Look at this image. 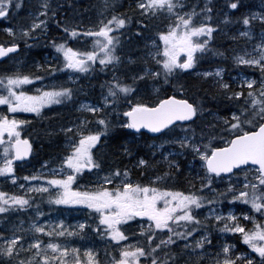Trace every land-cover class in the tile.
I'll return each mask as SVG.
<instances>
[{
  "label": "snow or ice",
  "instance_id": "1",
  "mask_svg": "<svg viewBox=\"0 0 264 264\" xmlns=\"http://www.w3.org/2000/svg\"><path fill=\"white\" fill-rule=\"evenodd\" d=\"M20 7L14 0H0V18L7 19L13 9ZM104 7H109L108 0ZM227 7L239 12L243 0H227ZM60 8L59 4L53 7L50 0H38L30 24L3 29L12 40L6 45L0 43V59L17 53L20 40L27 45L29 39H38V34L46 35L50 22L54 21L64 36L59 42L51 41L57 54L54 59L59 62L47 69L53 82L42 84L37 94L30 95L23 86L43 81V76L18 71L0 75V106H6L7 113L39 116L46 107L75 103L74 96L84 91L83 86H76L77 82L89 79V73L107 71L111 79L101 84L99 101L79 103L76 120L60 126L65 152L59 169L22 177L28 186L17 185L21 178L14 167V162L23 163L32 154V142L22 138L20 131L27 121L0 113V177L23 190V194L0 190V222L11 225L0 228V264H98L92 249L85 248L81 254L79 248L58 240L87 235V230L108 237L119 250L110 264H264V30L251 52L245 50L232 57L236 65L258 70L259 79L238 74L227 81L224 69L217 67L196 73L202 80L210 79L213 88L211 93L205 89L202 98L190 102L188 98L165 95L148 103L140 92L149 80L159 83L163 79L169 84L177 73L194 70L197 61L210 50L218 31V26L209 23L213 11L210 0L199 13L194 9L185 11L182 0H135L139 17L135 23L141 26L137 36L146 30V20L163 17L165 25L156 32L159 43L150 38L151 44L146 43L139 54H117L123 48L121 38L127 26L133 23L132 16L113 12L110 18L102 15L91 27L73 26L58 19ZM197 16L202 17L199 23L194 20ZM238 19L246 28L239 32L241 37L252 38L254 21L264 29V11L241 13ZM224 23H229L227 14ZM70 40L82 47L69 46ZM58 72L67 76L65 82H57ZM155 91L159 93L160 89ZM221 98L227 105L226 115L216 116V123L207 125L212 129L207 135L203 130L200 137L194 132L189 135V123H195L194 118L203 114L205 104L220 102ZM113 113L115 119L111 118ZM208 114L214 115L211 109ZM116 128L130 130L132 135L158 134L156 138H163V142L155 145L156 149H163L165 144L178 146V151L159 153L170 171L144 183L134 182L127 167L106 168L97 153ZM177 128L184 134H177ZM120 147L132 155L130 147ZM187 155L199 161L200 170L187 181V190L168 186L165 178L181 170L176 158ZM156 156L153 151L152 159ZM149 165L150 161L141 157L136 167ZM41 167L46 168L47 162ZM85 176L94 179L82 184ZM33 192L48 194L49 205L77 212L87 210L85 221L78 222L71 231L63 219L49 216L40 222L46 214L38 205L33 206L29 195ZM225 201L226 213L220 210ZM236 205L250 206L249 211L242 210L238 216L232 210ZM205 206L207 214L196 211ZM29 209L34 217L27 229L9 219ZM241 217L252 227L246 228ZM209 218L215 222L217 232L239 234L250 252H238L234 244H213L215 237L204 223ZM89 219L91 223H87ZM29 233L30 239L26 240ZM210 248L215 252H209Z\"/></svg>",
  "mask_w": 264,
  "mask_h": 264
},
{
  "label": "rangeland",
  "instance_id": "2",
  "mask_svg": "<svg viewBox=\"0 0 264 264\" xmlns=\"http://www.w3.org/2000/svg\"><path fill=\"white\" fill-rule=\"evenodd\" d=\"M54 0H50L52 2ZM16 3H20L21 7L17 10L21 9V13L15 14L14 22H7V26L0 25V31H3L6 27H14L20 28L22 26H27L31 23V13L36 10V6L38 0H14ZM118 3V4H115ZM122 0H109V7L105 9L104 3L105 0H95L96 8L93 6L91 10L87 7L82 9L75 15H69L65 19V21L73 26L83 25L84 27H91L94 23H96L99 19L103 16H107L110 18L113 12L115 13H125V11L118 10V7L121 5ZM182 3L185 5V11H191L194 8L189 4L188 0H182ZM207 3V2H206ZM127 6H131L132 13L128 14L129 16L133 17V23L127 26V31H125L124 35L122 36L123 48L117 53L118 55L122 53L132 52L134 54L142 53L145 48V44H151L150 38H156L157 42L158 37H156V32L158 29L164 28L165 25L162 22L163 17H158L152 19L150 21H145L147 27L150 25L152 28V32L148 33L143 31L140 36L136 35V32L140 29V25L135 23V20L139 17L135 14V0H127ZM204 6V4H203ZM56 7V6H53ZM15 10V9H13ZM12 10V11H13ZM88 10V11H87ZM196 11V10H195ZM232 10L228 7L223 8L217 12V15H220L219 18L215 20V15H212L211 21L214 26H218V31L214 34V39L210 42L209 51L199 60H204L206 62V66L203 68H197L195 66L194 70H190L192 75H196V73L203 72V71H214L217 67L224 69V79L227 81H231L232 77L238 76V74L247 76L249 78L259 79L260 74H251L250 72L242 69V67H246L244 65H236L234 60L232 59L235 55H242L245 50L251 52L254 44L258 42L259 36L261 31H257V23L259 21H254L251 25V34L252 38L249 39L247 37L239 36V32L245 31L246 28L242 24V22L238 19L241 16V13H250V12H261L264 11V0H255L252 1L251 4H247L235 17H231L230 14ZM197 12V11H196ZM83 15H82V14ZM199 13V12H197ZM87 14V15H86ZM225 14H227L229 20V27L223 28ZM234 15V14H233ZM8 19V18H7ZM7 19L0 18V22H3ZM202 17H194L196 23L200 22ZM221 23L222 25H220ZM166 30V29H165ZM123 31V30H122ZM4 32V31H3ZM48 32V30H47ZM5 33V32H4ZM7 35V33H5ZM8 36V35H7ZM41 35L38 34V37ZM236 37L232 39V37ZM12 37L8 36L7 42H10ZM32 40V39H29ZM27 42V45L29 43ZM51 42V41H50ZM19 43H24L22 40ZM216 45H224V48L218 50L215 49ZM25 45V43H24ZM88 45H91V40L88 41ZM74 47H82V45L76 41L75 44L71 45ZM162 47V45H161ZM214 52H221L223 55H216ZM30 50L25 48L24 52H20L14 54L4 61L0 62V75H4L11 72H22L25 74L31 73L32 75H40L44 77L43 81H34L33 84L23 86V90L27 91L30 95H35L36 89L40 88L42 84H48L53 82L48 75L47 69L49 65L58 66V61L54 59L56 57V53L54 48L51 46L45 50L42 54V61H35L34 57H30L29 54ZM198 60V61H199ZM197 61V62H198ZM217 63V64H216ZM40 65L41 67H37ZM197 65V64H196ZM129 67H133L130 65ZM180 74L177 73L176 76ZM56 77L58 78L57 82H65L67 80V76L64 73L58 72L56 73ZM111 79V74L107 71L89 73V79L82 80L77 82V87H84V91L80 92L78 95L74 96V102H68L64 105H52L50 107H46L41 110V115L37 116L35 113H25V112H17V113H7L6 106H0V113H4L9 115L10 118H15L18 120H25L27 121L26 124L20 126L21 137L22 138H29L32 142L33 149L31 156L23 163L21 162H14V167L16 169L15 174L17 177L21 178L18 179L17 185L19 183H25L28 186V182L23 181L22 177L27 175H33L43 172L44 174H48L51 169H59L60 164V157L65 152V137L62 132H60L61 125H67L70 121L76 120V118L80 115L79 112L76 111L79 103L81 102H89L94 103L100 100V93L102 91L101 84L105 81ZM205 84L211 85V80H202ZM167 84L163 83V79L159 83H155L151 80L147 82L146 86L141 87L140 95L146 102H154L158 98H160L159 93L162 90L163 86ZM68 86H72L70 83ZM159 88L160 92L157 93L155 89ZM182 89V90H181ZM191 87L189 90L187 88H175V92L178 95H185L186 91L192 90ZM186 90V91H185ZM103 91H106L104 89ZM178 97V96H177ZM214 115H209L208 110H205L203 114H201L198 118H195V123H189V135H192L193 132L195 133L196 137H200L202 130L205 135L212 131L211 128H208L207 125L210 123H216V116H224L226 115L223 111L212 110ZM112 119H115V114L113 113ZM44 120H50L49 124H46L43 127H39L40 122ZM32 122H37L36 128H30V124ZM50 125V126H48ZM118 129V131L116 130ZM113 130L111 134L116 135V133H121L117 135V144L119 147L112 146L111 140L113 137H109L104 143L106 146L100 149V152L97 153L104 162L105 167H119L123 170L125 167L129 169L130 178L135 181H140L147 183L150 179L154 178L156 175H163L170 171L166 162L163 161L162 157L159 156L160 151H178V146L168 145L165 144L163 149H156L154 148L155 145H159L163 142V138L157 139L156 136L152 137L148 134L143 136L139 135H132L130 134V130L127 129H119L116 128ZM218 131V129H217ZM176 133L179 135H183L184 133L181 131L180 128L176 129ZM54 135L56 138H53L54 141H57V144H53L56 148V152L53 154H47L43 149L44 146V138ZM121 145H126L131 148L132 155H127L123 152V149L120 147ZM153 151L157 153L156 160L152 159ZM46 153V154H45ZM45 157L43 158V155ZM143 157L146 160L150 161V165L147 168L141 169L136 167L138 160ZM172 157H170L171 159ZM181 165V170L179 174H175L172 177H166L167 185L176 189L187 190L189 187L188 180L195 177L196 172L199 169V161L193 160L191 155L181 156L176 158ZM159 161V162H157ZM47 162V167L42 168L41 166ZM17 168H19L20 173L17 174ZM141 171L144 172V175H141ZM90 178L85 176L81 183H85ZM241 179H243V175H241ZM32 184H38L36 181H32ZM197 183V187H198ZM219 188H223L224 185H219ZM0 190L8 192L10 194L20 193L23 194V190H20L17 186H14L11 183V180H6L4 177H0ZM29 195L33 198V206L35 207L38 205L46 214V217H41L40 222L47 217H51L53 219H63L65 222V226L69 227V230H72V227H75L78 222H84L85 218L87 217V210L83 212H77L71 209H63L62 206H55L49 205L47 202L48 194H40V193H30ZM250 206L246 205H236L233 207V212L239 216L240 212L249 211ZM220 210L223 212L228 211L227 202L225 201L223 205L220 206ZM197 212H201L203 214H207L208 207L205 206L202 210H196ZM251 214V213H249ZM34 217V212L32 209H29L25 213L20 214H13L9 219L15 225H19L24 229H27L29 224L31 223V218ZM259 219V217L257 216ZM201 219L203 220V215H201ZM92 221L89 219L87 223H91ZM205 225L211 230V235L215 237L213 239V244H216L219 241L220 244L228 243L234 244L236 246V251L238 252H245L248 253L250 250L248 249L247 245L242 243V240L239 238V234H232V233H224L221 234L215 230L213 224L214 221H211L209 218L208 221H204ZM241 223L245 225L246 228H251L252 224L250 221H243L241 217ZM11 225H6L3 222H0V228L10 227ZM23 234V233H22ZM31 234H27L26 240L30 239ZM83 236V239L81 238ZM81 236H72V237H61L58 238L59 242H67L70 247L79 248L81 254L85 248H90L95 253L96 258L98 260V264H110L113 256H118V249L114 245V243L110 242L108 237H101L96 233L87 230V235L81 233ZM45 242H47V237L43 238ZM123 243V242H122ZM27 247V243L25 244ZM209 252L214 253L215 249H208ZM254 255V254H253Z\"/></svg>",
  "mask_w": 264,
  "mask_h": 264
},
{
  "label": "trees",
  "instance_id": "3",
  "mask_svg": "<svg viewBox=\"0 0 264 264\" xmlns=\"http://www.w3.org/2000/svg\"><path fill=\"white\" fill-rule=\"evenodd\" d=\"M97 1H99V0H97ZM188 1H189V4L197 12H200V9L203 7V4H205L206 2H209V0H188ZM252 1H255V0H243L244 7L247 4H251ZM108 2H109V0H108ZM126 2H127V0H122L121 5L118 7V10L125 11L126 14H131L132 13L131 6H127ZM51 4H52V6H56L57 4L61 5V8L59 9V13H58V19L63 20V21H65L67 16L75 15L79 11H81L82 9H84L86 7L87 8L89 7V9L91 8V10H94V9H92L93 6L96 8L95 0H54L51 2ZM115 4H118V3L115 2ZM210 6L213 8L212 14H214L216 16L215 17V20H216L220 16V15H217V12L220 10H223V8L227 7V0H210ZM243 8H241L240 11ZM231 12H233L230 14V16L232 18L238 14V12H236L234 10H232ZM16 13H21V9L20 10H17V9L13 10L11 12L10 16L8 17V19L3 21V22H0V25L1 26H7V22H14V20H16L15 19ZM219 24L222 25L221 23H219ZM222 26H223V28L229 27L228 23L223 24ZM256 29H257V31L264 30L261 28L260 22L257 23ZM144 31L150 33L153 30L149 25L146 28V30H144ZM63 36H64V33H62V31L56 26V23L54 21L50 22L48 32L46 35H41L36 40H29L28 45H24V43H20V49L17 53L24 52L25 48H28L30 50V53H29L30 57H34L35 61H38V62L42 61L43 60V58L41 57L42 54L45 52L46 49L51 47L50 41L56 40L57 42H59ZM7 40H8V36L3 31H0V43H4L6 45L8 43ZM75 43H76V41L70 40L69 46H71ZM214 48L220 50V49L224 48V45H219V44L216 45L215 44ZM17 53H14V54H17ZM206 62H207V60L206 61H204L202 59L199 60L197 62V65H196L197 68H203L204 66H206ZM242 69L250 72L251 74H255V73L260 74L258 70H253V69L248 68V67H242ZM190 72L189 73H180L177 76H175L174 78H171L170 83L167 84L166 86L162 87V90L158 96H160V98H163L165 95H175V96H178L181 98H188L190 100V102H192L193 100H198V99L202 98L205 89H207L209 91V93H211L213 91L212 86L205 84L203 81H201V79L199 77L192 75ZM191 87H193L192 90H190L188 92L185 90L186 91L185 95H178L174 91L175 88H187L189 90ZM149 103H151V102H149ZM226 107H227V105L225 102H223V98H221L220 102H213V103H206L205 104V110L211 109V110L223 111V113H225V114H226ZM49 122H50V120L41 121L39 127H43L46 124H49ZM29 126H30V128H32V127L36 128L38 125H37V122H32ZM48 126H50V125H48ZM116 130L118 131V129H116ZM120 134L121 133L119 132V133H116V135L111 134V136H110V137L114 138L113 140L110 141L112 146H114V148L119 147L116 139H117V135H120ZM53 138H56V136L49 135V136L44 138L45 144L43 146V149L45 150V152L47 154H53L56 152V148L52 147V146H54L53 144H57V141H54ZM45 154L43 155V158L45 157ZM19 170L20 169L17 168V174L20 173Z\"/></svg>",
  "mask_w": 264,
  "mask_h": 264
},
{
  "label": "water",
  "instance_id": "4",
  "mask_svg": "<svg viewBox=\"0 0 264 264\" xmlns=\"http://www.w3.org/2000/svg\"><path fill=\"white\" fill-rule=\"evenodd\" d=\"M20 49V48H19ZM19 51V50H18ZM12 54H14V53H12ZM12 54H9V56L10 55H12ZM7 58V57H6ZM6 58H2V59H0V61H2V60H4V59H6ZM177 97V96H176ZM177 98H181V97H177ZM149 135H152V136H156V135H158V134H151V133H148Z\"/></svg>",
  "mask_w": 264,
  "mask_h": 264
},
{
  "label": "bare ground",
  "instance_id": "5",
  "mask_svg": "<svg viewBox=\"0 0 264 264\" xmlns=\"http://www.w3.org/2000/svg\"><path fill=\"white\" fill-rule=\"evenodd\" d=\"M88 9H89V7H88ZM84 10V9H83ZM88 11V10H87ZM80 12V11H79ZM82 12V11H81ZM82 14V13H81ZM83 15V14H82ZM87 15V14H86ZM57 32V31H56ZM60 32V31H59ZM44 51V50H43Z\"/></svg>",
  "mask_w": 264,
  "mask_h": 264
},
{
  "label": "flooded vegetation",
  "instance_id": "6",
  "mask_svg": "<svg viewBox=\"0 0 264 264\" xmlns=\"http://www.w3.org/2000/svg\"><path fill=\"white\" fill-rule=\"evenodd\" d=\"M148 134V133H147ZM149 135V134H148ZM149 136H152V135H149ZM157 136V135H156ZM152 137H154V136H152Z\"/></svg>",
  "mask_w": 264,
  "mask_h": 264
}]
</instances>
